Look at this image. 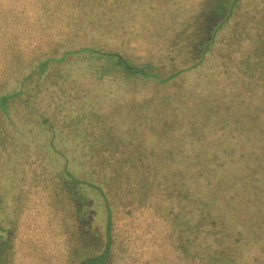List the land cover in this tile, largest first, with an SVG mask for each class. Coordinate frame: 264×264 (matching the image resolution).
Wrapping results in <instances>:
<instances>
[{
  "label": "trees",
  "instance_id": "16d2710c",
  "mask_svg": "<svg viewBox=\"0 0 264 264\" xmlns=\"http://www.w3.org/2000/svg\"><path fill=\"white\" fill-rule=\"evenodd\" d=\"M175 1L0 0V264H264V26L251 23L248 0H183L184 21ZM161 9L172 35L157 54L152 41L134 53L143 22L153 25ZM82 57L100 65L89 70ZM194 68L174 99L190 106L179 114L183 144L169 143L178 130L163 122L167 96L101 109L111 94L88 88L113 86L115 76L164 85ZM15 69L17 86L6 88ZM30 77L42 81L25 95ZM20 122L41 126L51 143L27 144ZM70 129L85 138L89 175L55 145ZM147 129L157 139H145ZM224 138L226 159L216 146ZM32 151L54 156L56 170H41ZM20 156L29 171L10 176L7 160ZM206 162L213 173L200 170Z\"/></svg>",
  "mask_w": 264,
  "mask_h": 264
},
{
  "label": "rangeland",
  "instance_id": "374dc122",
  "mask_svg": "<svg viewBox=\"0 0 264 264\" xmlns=\"http://www.w3.org/2000/svg\"><path fill=\"white\" fill-rule=\"evenodd\" d=\"M119 1H121V0H119ZM167 1H168V4L170 6H175L177 4V2L175 0H167ZM248 1H250L249 8H251V9L249 11H250V14L252 15L251 23H253V24L257 23L256 29H258V28L261 29L264 26V24L262 23L264 21V0H248ZM163 2H164V0H163ZM187 3L189 4V2H187ZM187 3L183 4V0H181V4L183 5V8H185V13H184V10H182V15H180L178 17L179 20L183 19L182 21H184L187 18V12L190 11V7H191ZM179 6H180V4H179ZM160 11L161 12L163 11V12H162V14L158 13L159 15H157V16L159 18H153V20H154L153 25H151L146 20H145V22H143L141 29H140V31L142 32L141 44L138 48L132 50V51H134V53L141 54L143 52L141 48H143V50H145L146 48H149L148 43H149V41H152V45H151L152 53L157 54V46H155V45H157L158 43L162 44L167 38L170 37V35H172L173 31L170 28V23L173 21V18H171V16L167 12L168 9L167 10L161 9ZM172 12H176V11L172 10ZM120 17L122 19L124 17V15L120 14ZM149 34H151V36L148 37ZM134 40H136V39H134ZM79 42H80V38H79ZM154 46H155V48H154ZM55 50H57V49H55ZM55 50H53V51H55ZM53 51H50V52L52 53ZM100 62L101 61L97 58L94 59V58L82 57V58L77 59V63H81L83 65L88 64L90 66L89 70H91V69L94 70V69L98 68V66L100 65ZM209 69L210 68L208 67V65H203L202 68H199L201 76L204 77L206 73L208 74ZM22 71H24V68L20 70V72H22ZM196 74H197V72H196V69L194 68L192 70L185 71L182 74L177 75L176 77L171 78V80L167 84H164V85L163 84H161V85L157 84L156 85L154 83L153 84L151 83L152 85L150 83L140 85L139 83H137V84H139V88L141 91H139V88H137V84H135V81L130 80V81H127V83H126V82L121 81V78L119 76H115V80H113V82H111L113 84V86H109V83H107V87L104 86L101 88V86H103V84L105 83L104 79H101L100 81L96 80V82H94L95 84L93 86H89L88 88L93 87V91H94V87L96 89H99L100 91L102 90L105 93L104 96L106 97V99H107V96H109L108 94H111V96L109 97V98H111V100H110L111 102H109V100H107V102H109L107 104H105V102H102L103 106L100 103L98 104V107L101 109H104V108L106 109L111 105V103L118 102L121 100L124 101V100L129 99V101H132V102H142V101H144L146 96H154V97L167 96V97H163V102H161V104H163L164 109H165L163 111V112H165V114H163V116H165V118H163V122H165V124L168 123L167 126L169 127V129H171V126H173L174 129L178 130L177 135L173 137V136H171V134H173V132H174V130L172 129L173 132H171V134H170V136H171L170 142H169V138L167 139V142H169V143H176L177 142V143L183 144V140L186 137H185V133H184L183 129L181 128L183 125V120L181 119L179 114H181V112L187 113L189 111L188 108H190V106L187 105L188 103L183 104V106H185L187 108H185L181 105L178 106V104H176L177 100H174V99H177V98H179V95H182L183 87L191 84V82H192L191 78H193V76ZM17 76H18V72L15 69L13 72H11L9 74V77L6 79L4 86L6 88L16 87L17 85H15L16 84L15 81L17 80L16 79ZM88 77H89V73H85V75L81 76V79H83L82 80L83 83L81 85H83V86L87 85L86 79ZM40 78L42 79V77H40ZM40 78L35 80L34 78L31 79V77H30L29 79H27V81H25V83L22 86V88L24 89V94H25L26 88H27L26 93H28L29 88L38 87L40 84V81H42ZM124 84H126V86ZM130 84L131 85L135 84V90H133V88H131V90L129 89ZM97 86H99V88H97ZM127 87H128V89H127ZM114 88L117 90H115ZM111 89H113L114 91L110 92ZM108 91H109V93H108ZM106 94H107V96H106ZM25 95H27V94H25ZM112 95L115 96V98H113ZM165 98H167L168 100ZM155 101L156 100H154V103H156V104L151 105V109L154 111L157 110V104H159V100H157L156 102ZM147 102H149V100H147ZM147 102H145V103H147ZM171 103H175L176 106H174V104L172 105ZM163 106H161L162 109H163ZM95 108H97L96 105H95ZM173 117H175L176 120L178 121V122L175 121L176 124H172L171 121L169 122V120H172ZM19 124H20L21 128L23 129V132L25 133V138L27 140V144H29V145L32 144L33 140L35 141V143H37L39 145H41L42 142H45L47 144L51 143L50 141L47 142V137H45V135L43 133V129L41 126H35L34 125L31 128V130H29L28 127L31 126L30 123L20 122ZM165 124H162V125H165ZM154 130L155 129H147V133H145V139H151V138H154V136H155V139H157L156 133L153 132ZM151 131L154 133V135L150 134ZM75 132L76 131H73L71 129L67 132L63 131V134L65 135V141L67 143L65 145H61L60 142L58 141V137H57L56 138L57 142H55V145L58 146L59 148L65 147V154L67 156H69L68 157L69 160H74V162L76 163L75 164V163L70 162L68 166L77 175L86 176V174L87 175H89V174H88V172L83 170V168L85 166H83L82 162L80 161L81 158H84L83 154H84V152L86 153V150H87V147L84 146V142H86V141H84L85 138L82 137V135L80 136V134H78V131H77V133H75ZM19 140L24 141V139H19ZM221 140L222 141H217L220 143L216 144V146H219V148H221L219 151V154H220L219 156L221 158H225L226 156H221V154H227V155L230 154V152H229L230 149H228L229 146H227V144H229V140L226 138L221 139ZM47 144H46L47 150H49L53 155L57 156V159L62 158V156L64 154V152H62V150H61V152L63 154L61 152L55 153L54 151L50 150V145H47ZM225 147H226V149H224ZM232 148L235 149L234 146H232ZM21 150H22V148L19 149V151H18L19 154H20ZM44 150H45V147L43 148V151ZM208 151L209 150H207L206 158L212 159V155L210 156ZM31 153H33V154H31L33 156H35V153H36L35 157H36L37 162H39V166H41L40 167L41 170L48 171L49 173H50V171L56 170L57 167L55 165H57L58 161L55 160L54 156L48 155V154H42V153L40 156L39 155L40 151H32ZM13 156L14 157L19 156L17 154V151L16 152L13 151ZM39 158H40V160H39ZM0 160L2 161V164H3V156L2 155L0 156ZM79 163H81V165ZM209 163H211V162H209ZM214 163L215 162H213V164H211V165H209L207 163V166H209V167L206 166L207 168L203 167L201 164L200 170L202 171V173H203V171L205 172V170H209V171H211V173H213V170L211 168H215V167H212L214 165ZM7 164L9 166L10 176L14 177V176H19L21 174L25 175L29 171V169H27L26 167L30 166V158H24V159L22 158L18 162L11 164V166H10L9 161L7 160ZM216 166H217V164H216ZM6 167L7 166L5 165L4 169H6ZM88 169H89V167H88ZM1 170H3V165L1 166ZM21 176H23V175H21ZM21 187H22V185H21ZM87 191L90 193V190H87ZM91 194H92V197L95 198L94 200H96V201L100 197L99 191L91 190Z\"/></svg>",
  "mask_w": 264,
  "mask_h": 264
}]
</instances>
